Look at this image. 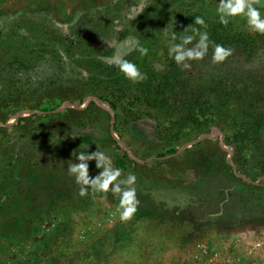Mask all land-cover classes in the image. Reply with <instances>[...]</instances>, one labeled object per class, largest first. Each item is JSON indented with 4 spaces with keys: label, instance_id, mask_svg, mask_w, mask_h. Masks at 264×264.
Listing matches in <instances>:
<instances>
[{
    "label": "trees",
    "instance_id": "obj_1",
    "mask_svg": "<svg viewBox=\"0 0 264 264\" xmlns=\"http://www.w3.org/2000/svg\"><path fill=\"white\" fill-rule=\"evenodd\" d=\"M33 1H37L33 6L0 20V112L17 111L20 102H36L33 99L37 97L36 108L52 110L54 106L48 103L46 93L52 100H70L69 93L87 89L88 94L114 111L115 131L119 114H123L122 121L128 127L140 132L138 125L147 129L148 136L141 134L149 144L148 156L172 155L184 143L216 128L224 144L233 149L236 171L248 181L264 176V73L248 69L264 53V35L250 34L244 19L236 17L228 25H221L215 14L218 0H111L80 7L67 16L64 26L54 17V7L44 0ZM260 11L264 15V8ZM197 15L205 18L212 44L232 48V55L214 64L210 45L202 60L190 61L189 68H181L169 58L163 32L174 31L179 36ZM121 41L133 45L126 54L116 57L110 43ZM136 43L149 49L147 56L139 57L134 51ZM117 58L135 63L146 79L136 84L126 80L114 67ZM157 63L164 66L163 71L154 70ZM42 103L49 107L43 108ZM1 119L4 121L6 115ZM29 132L36 133L39 142L22 152V147L15 151L20 140L15 147H4L0 142V251L35 236L64 196L57 175L60 169L45 161L44 154L34 162L27 155L51 148L61 154L72 145L95 142L87 135L66 137L35 129L26 131ZM111 142L119 149L115 141ZM203 144L213 145L211 157L206 153L192 154ZM180 156L185 158L186 168L197 176L190 186L191 199L202 215L217 213L221 207L222 215L217 218L235 222L243 216L244 204L260 206L249 195H240L238 189L233 192L235 175L224 163V154L216 143L205 141ZM109 157L122 175L129 161L127 156ZM247 190L254 192L255 188L248 185ZM136 195L143 207L123 222L129 240H120L112 245L109 254L98 259L137 264L138 255L130 262L131 253L138 252L137 243L163 246L164 240L184 231L190 236L192 230L196 234L205 232L206 222L194 219L187 211L169 209L149 195ZM256 214L264 219V213ZM97 260L93 263H104Z\"/></svg>",
    "mask_w": 264,
    "mask_h": 264
},
{
    "label": "rangeland",
    "instance_id": "obj_2",
    "mask_svg": "<svg viewBox=\"0 0 264 264\" xmlns=\"http://www.w3.org/2000/svg\"><path fill=\"white\" fill-rule=\"evenodd\" d=\"M44 1L55 8L54 17L66 26L67 16L80 7L102 5L111 0ZM36 2L33 0H0V20H7L18 10L27 9ZM132 45L131 42L123 41L110 43L115 50L116 57L126 54ZM248 69L264 73L262 70L264 69V53L258 56L248 66ZM67 87L72 90L71 86ZM74 93H69L70 100L66 98L52 100V96L46 93L48 103L54 106L52 110L44 111L36 108L35 104L39 99L37 97L33 99L36 102H28V104L20 102L22 105L17 111L0 112V142H4L5 147V145L14 146L20 140L16 152L20 147L22 149L19 152H22L25 148H30L31 144H38L40 137L36 133H26L32 129L66 137L87 135L95 139V142L91 144L67 147L61 151V154L51 148L47 152L44 151L45 153L33 151L27 155L34 162L44 154L45 161L60 169L57 175L61 180L59 185L63 188L64 196L62 195L61 203L57 204L58 209L52 210L50 218L38 227L35 236L26 242L9 244L0 251V264H94L93 262L96 263L98 258L112 251V245L120 240H129V234L123 227L124 221L119 219L118 197H114L110 191L104 199L101 198L104 194L100 193H90L85 197H80L78 186L67 173L68 163L76 162V152L86 150L89 153L95 150L104 151L106 155L112 157L125 154L129 161L121 178L125 177L128 172L135 173L136 194L149 195L155 203L162 202L169 209L175 207L183 209L194 219L206 222L204 224L206 230L202 234L189 230L192 233L190 236L188 231H184L173 239L164 240L163 246H145L137 243L138 252L131 253L133 256L130 262H134L133 258H137L138 255L137 264H264V219H259L260 216L256 214L257 212L264 213V176L258 177L255 181H248L236 171L232 163L233 149L224 144V137L219 130L211 128L208 133L201 135L210 133H217V135L193 144L178 154L175 152L174 155L159 158L155 155L148 156L149 144L142 139V134L146 133L144 134L146 136L149 134L145 127L138 125L141 132L128 127L122 121L123 114L118 113L119 125L118 130L115 131V113L106 102L88 94L87 89L80 90V92L76 90ZM48 103L46 105L42 103L43 108H48ZM4 115L6 119L2 121L1 117ZM112 140L117 143L119 149L115 148ZM192 141L184 143L176 151ZM205 141H211L214 145L216 143L218 149L224 154V163L231 168L236 178L234 182L236 188L233 187L235 189L233 192L238 189L240 195L247 194L250 199L256 200L260 205L256 207L253 202L244 204L247 206L241 209L243 216L235 222L217 218L222 215L221 207L217 213L202 215L203 212L199 206L191 199L193 190L190 186L197 176L186 168L187 162L180 155L185 150L192 149ZM212 146L203 144V146L194 148L192 154L206 153L207 157H211L210 148H213ZM127 152L133 157H129ZM176 157L179 158L175 159ZM88 171L90 177H94L100 171L95 168V161L89 162ZM243 183L247 185L244 187ZM248 185L253 186L255 191L247 190ZM137 199L139 201L137 208L143 207L138 197ZM226 201L225 199L224 202ZM246 214L253 215V218H244ZM183 215L186 216V214ZM181 235L184 236L180 237ZM185 239L188 241L185 242ZM101 261L105 264L116 262L112 258H105Z\"/></svg>",
    "mask_w": 264,
    "mask_h": 264
},
{
    "label": "clouds",
    "instance_id": "obj_3",
    "mask_svg": "<svg viewBox=\"0 0 264 264\" xmlns=\"http://www.w3.org/2000/svg\"><path fill=\"white\" fill-rule=\"evenodd\" d=\"M264 8V0H218L215 6V14L221 25H228L231 19L239 17L244 19L250 34L264 35V15L260 9ZM199 26V27H196ZM207 24L203 16H195L191 25L181 33L164 31L163 37L167 45L169 58L181 68H189L190 61H200L208 55L209 47L212 46L211 62L219 64L232 55V48L224 47L216 43L212 44L207 32ZM191 45V46H189ZM134 51L139 57L148 55L149 49L142 44L136 43ZM114 67L131 83H140L146 79L144 72L130 60L117 58ZM164 66L155 64L154 70L163 71ZM88 148V146H87ZM75 163H68L67 173L78 186V195L85 197L91 194H106L111 192L118 197L117 211L121 221L132 218L139 203L136 196L135 173L128 172L121 178V169L112 166L111 158L104 151L95 150L91 153L79 151L75 154ZM95 161V168L100 171L94 176H89L88 165Z\"/></svg>",
    "mask_w": 264,
    "mask_h": 264
},
{
    "label": "water",
    "instance_id": "obj_4",
    "mask_svg": "<svg viewBox=\"0 0 264 264\" xmlns=\"http://www.w3.org/2000/svg\"><path fill=\"white\" fill-rule=\"evenodd\" d=\"M113 118V117H112ZM113 123V122H112ZM215 135H217V133H215V134H213V133H210V134H205V135H201L200 137H198L196 140H194V141H192L191 143H189V144H187V145H185V146H183L179 151H176V153L175 154H178V153H180V151H182V150H184L185 148H188V147H190L191 145H193V144H196V143H198V142H200V141H202V140H204V139H209V138H211V137H213V136H215ZM220 135V134H219ZM221 137V139H222V136H220ZM127 154H128V156L129 157H133L129 152H127ZM174 155V154H173ZM134 159V158H133ZM135 160V159H134ZM137 161V160H136ZM138 162V161H137Z\"/></svg>",
    "mask_w": 264,
    "mask_h": 264
}]
</instances>
